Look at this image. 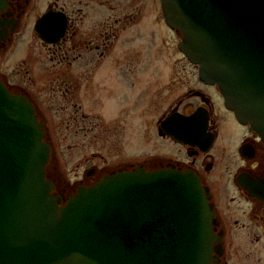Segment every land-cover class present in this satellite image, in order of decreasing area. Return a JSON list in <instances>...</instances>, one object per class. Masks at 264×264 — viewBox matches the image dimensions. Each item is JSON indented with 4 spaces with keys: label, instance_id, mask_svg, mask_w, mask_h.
Wrapping results in <instances>:
<instances>
[{
    "label": "flooded vegetation",
    "instance_id": "1",
    "mask_svg": "<svg viewBox=\"0 0 264 264\" xmlns=\"http://www.w3.org/2000/svg\"><path fill=\"white\" fill-rule=\"evenodd\" d=\"M152 10L157 16H149ZM28 29L34 48L21 52ZM180 43L162 0L0 1V81L30 101L40 120L42 100L27 76L33 69L52 80L41 88L52 84L49 96L67 108L88 102L101 117L104 105H113L103 113L109 125L97 126L112 150L116 138V153L74 161L77 145L69 146L71 177L56 179L47 167L54 193L70 198L105 175L137 168L192 173L213 211L210 264H262L264 141L236 118L220 87L201 78ZM75 121L73 114L66 121L70 135ZM83 162L89 165L79 171Z\"/></svg>",
    "mask_w": 264,
    "mask_h": 264
},
{
    "label": "water",
    "instance_id": "2",
    "mask_svg": "<svg viewBox=\"0 0 264 264\" xmlns=\"http://www.w3.org/2000/svg\"><path fill=\"white\" fill-rule=\"evenodd\" d=\"M162 4L201 78L264 141V0ZM44 138L33 105L0 82V264H210L213 211L193 174L137 168L67 200L51 194Z\"/></svg>",
    "mask_w": 264,
    "mask_h": 264
},
{
    "label": "rangeland",
    "instance_id": "3",
    "mask_svg": "<svg viewBox=\"0 0 264 264\" xmlns=\"http://www.w3.org/2000/svg\"><path fill=\"white\" fill-rule=\"evenodd\" d=\"M149 14H150L149 16H153V17L157 16V10H152ZM33 37L34 36L31 30L28 29L24 38L21 39L22 44L19 48V51L23 52V50L25 49L26 50L31 49V48L33 49L34 48L32 46V42H34ZM168 41H169V47H171L172 41L169 35H168ZM34 67L35 66H33V68ZM33 68H30V69H33ZM8 70H10L9 66H8ZM35 70L34 69L30 70L29 73H27V76L33 79L34 84H36L35 86L36 89L34 90L35 98L42 100L39 103L40 104L39 108H40L42 116H44L43 122H44L46 136L51 134L50 135L51 141L53 138V143H55V146H54L55 150L54 152H52L50 163H49V170H50L49 173L51 174V172L52 173L56 172L58 176V178L56 179L67 180L68 177H71V175H69L71 164L66 163L68 155H69V148H68L69 146L74 145L75 147L77 145L74 150V159H73L74 161H76L80 157L82 159L90 158V153L92 152H98L102 154L105 158L113 153H116V150H117L115 146L116 138L111 140L114 144L113 150H112V148H110V144L108 142L106 143L104 141V138L99 136V132L101 133V130L98 129L99 126H97L102 123L104 125L105 123L106 125H109L108 124L109 121H106L108 119V117L106 116L108 115L105 116L103 113L107 112L110 109V107L113 106L111 104L112 102L104 105L103 107L104 112L101 113L102 114L101 117L98 114L100 112L97 113L96 110L90 109V104H88V102H82L81 104L82 109L76 110L74 107L72 109L67 108L65 100L63 98L53 99L52 97L49 96L50 94L49 87L52 86V84L46 88H41L43 87V83L45 84L46 82H48V80L50 82L52 80L50 79L46 80L44 77V74H42L41 72H36ZM24 72L25 71H22L23 75L26 74ZM58 75H61V73L58 72L57 74H54V77L56 76L57 78ZM57 85L59 86L60 84L58 83ZM62 89L64 90V86H62ZM115 105L117 106V104ZM95 107H98V106L96 105ZM71 114H73L74 118H77L78 120V122L75 121L74 123V129H76L77 132L74 131L72 135H70V132L66 128V121L68 118H70ZM103 116L105 117L103 118ZM78 125L81 127V129L78 128L79 127ZM110 151L111 153L109 154ZM88 165L89 164H85L83 162L82 166H80L79 168V171L83 170V168L87 167ZM73 166L75 167V164ZM53 167L56 170H53ZM262 264H264V260Z\"/></svg>",
    "mask_w": 264,
    "mask_h": 264
}]
</instances>
